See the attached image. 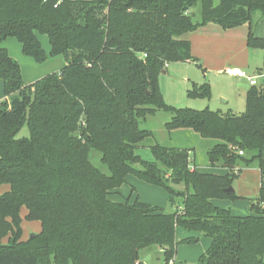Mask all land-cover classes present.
<instances>
[{"label":"trees","instance_id":"obj_1","mask_svg":"<svg viewBox=\"0 0 264 264\" xmlns=\"http://www.w3.org/2000/svg\"><path fill=\"white\" fill-rule=\"evenodd\" d=\"M257 16L264 18V0H0V44L15 38L42 64L47 36L51 55L66 61L26 85L19 63L0 49V185L10 187L0 196V264H142L141 250L151 246L169 264L180 245L200 240H179L181 230L211 239L198 264H264V82L250 86L240 114L168 106L159 83L168 65L198 62L190 35L210 24L248 25V47L264 54ZM190 96L210 98V86ZM158 111L172 113L168 130L214 140L207 167L228 174L199 171L191 149L145 146L153 133L140 124ZM25 126L30 137L19 138ZM142 147L153 161L137 153ZM252 165L261 196L251 213L218 207L214 201L235 197L227 190ZM130 175L165 189L174 211L113 201ZM23 208L42 226L27 240Z\"/></svg>","mask_w":264,"mask_h":264},{"label":"rangeland","instance_id":"obj_2","mask_svg":"<svg viewBox=\"0 0 264 264\" xmlns=\"http://www.w3.org/2000/svg\"><path fill=\"white\" fill-rule=\"evenodd\" d=\"M193 12L195 20L200 21L202 13L201 2H199ZM40 40L48 56L47 61L42 64H38L32 58L26 57L23 54L21 43L15 38H9L0 44V49H7L11 57L19 63L26 85H30L47 75L57 73L66 65L63 56L51 55V45L47 36H41ZM233 53L235 52L233 51ZM233 56V54H229L227 67L246 70L248 75L255 79L256 86H261L264 82V75L259 76L258 73L264 64L262 50L247 49L246 47L245 53H241L236 57ZM195 58L198 60L197 63H172L168 65L165 73L160 75V89L165 103L176 109H209L221 111L222 113L232 111L237 114L245 112L247 90L242 88L241 85L250 86L249 81L247 79L240 80V78L229 77L225 70L217 72L214 68L215 66H213L214 62L209 57L196 56ZM205 84L210 86V98L190 96V92L195 86L201 87ZM5 101L3 82L0 80V103ZM172 117L173 115L170 112L158 111L156 114L142 120L140 127L153 133V137L145 142V146L159 143L166 147L191 149L194 165L199 171H204L202 167L207 164V150L215 144V141L203 139L199 134L190 130H168L167 124L171 122ZM18 137H30L27 126L23 128ZM137 153L145 160H154L151 150L147 147L138 149ZM91 160L103 172H108L107 167L101 163V154L99 152L92 151ZM207 171L222 176L228 174L225 169ZM260 185V174L254 166H251L245 169L234 182L235 197L216 200L214 203L220 208L230 209L234 215H248L251 213L252 202L260 200ZM9 190L10 187L8 185H0V196ZM111 199L116 202L128 201L130 204L139 200L143 203L158 206L168 213L174 211L170 204V197L165 189L141 181L133 175L128 176L127 183L120 189L119 193L112 195ZM25 212L26 210L23 208L21 211L23 240L29 239L31 234H37L42 230L39 222H29L25 219ZM181 231L183 233L186 232L184 230ZM186 237L181 234L178 236L179 240H183ZM4 242H7V239ZM209 245L208 238H202L194 245H180L176 254L178 264H198L199 258L210 248ZM140 257L142 264H163V253L155 246L141 250Z\"/></svg>","mask_w":264,"mask_h":264},{"label":"crops","instance_id":"obj_3","mask_svg":"<svg viewBox=\"0 0 264 264\" xmlns=\"http://www.w3.org/2000/svg\"><path fill=\"white\" fill-rule=\"evenodd\" d=\"M256 19L258 20V22L255 27V33L258 37L264 38V31H263L264 30V18L260 19L259 16H257ZM248 31H249L248 25H245V26L233 29V30L225 31L222 28H220L218 25L210 24L190 35L192 54L194 57L196 56L209 57V59H211L214 62L213 66H215L214 68L217 70V72H222L224 70L226 72V70L231 69L227 67V63H228L227 58L229 54H233L234 55L233 57H236L241 53L242 54L245 53L246 47L247 49L249 48L247 44ZM233 51L235 53H233ZM260 73L264 75V73L259 71L258 73L259 76H260ZM232 78H240V77H232ZM243 79L245 78H240V80H243ZM244 86H248V85H241L242 88H244ZM249 88L250 86H248V89ZM253 166L258 170L260 174L258 167L256 165H252V167ZM202 168L206 172H209L207 170H210V171L215 170V169L208 168L207 164H204ZM247 168L249 167L242 168L240 171V174ZM234 189H235V186H234ZM262 206L264 207V203L262 204ZM26 214L27 212H25L24 217L26 216ZM179 234L183 236H187V237H199L200 238V234L198 233H188V232L183 233L181 231ZM202 238H207V237H201L200 240ZM209 244H210L209 246H211V239H209ZM174 261H175V264H178L177 257H175Z\"/></svg>","mask_w":264,"mask_h":264},{"label":"built area","instance_id":"obj_4","mask_svg":"<svg viewBox=\"0 0 264 264\" xmlns=\"http://www.w3.org/2000/svg\"><path fill=\"white\" fill-rule=\"evenodd\" d=\"M228 76L231 77H240V78H245L249 81L250 86H255L256 81L253 77L249 76L248 73L244 70L241 69H228L225 72ZM240 155H243V152H239ZM165 264V263H164ZM169 264H175L174 261H171Z\"/></svg>","mask_w":264,"mask_h":264},{"label":"water","instance_id":"obj_5","mask_svg":"<svg viewBox=\"0 0 264 264\" xmlns=\"http://www.w3.org/2000/svg\"><path fill=\"white\" fill-rule=\"evenodd\" d=\"M163 73H165V71H164ZM260 76H262L261 73H260ZM244 88L248 90V86H244ZM234 192H235V189H234L233 187H231V188H229V189L227 190V193H234ZM36 235H37V234H31V238L36 237Z\"/></svg>","mask_w":264,"mask_h":264}]
</instances>
